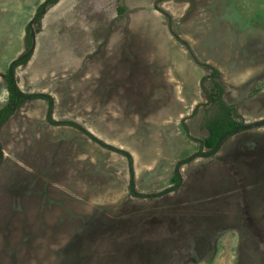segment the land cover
Returning a JSON list of instances; mask_svg holds the SVG:
<instances>
[{
	"label": "rangeland",
	"instance_id": "374dc122",
	"mask_svg": "<svg viewBox=\"0 0 264 264\" xmlns=\"http://www.w3.org/2000/svg\"><path fill=\"white\" fill-rule=\"evenodd\" d=\"M49 1L0 0V264H264V0Z\"/></svg>",
	"mask_w": 264,
	"mask_h": 264
},
{
	"label": "trees",
	"instance_id": "16d2710c",
	"mask_svg": "<svg viewBox=\"0 0 264 264\" xmlns=\"http://www.w3.org/2000/svg\"><path fill=\"white\" fill-rule=\"evenodd\" d=\"M55 1L56 0H50L49 3H54ZM29 57L30 55H25L22 59H20V63L23 64L24 62H26ZM215 73L218 75V72ZM7 79L9 86L8 91L10 95L9 99L11 103L10 106L0 111V124L4 120H6L10 115H12L13 105L19 106L24 101L17 88L14 76L10 74L8 75ZM217 86L219 87V94L217 95V97H214V101L218 104V107L220 109V115L209 124L208 128L210 134L203 143V146L213 149L214 151H217L220 148L223 139L228 137L231 132V134H233L234 132H239L240 129L246 128L241 127V124H238L236 121L233 120V118L231 117L232 108L226 105L223 100V95L225 93L224 87L220 84H217ZM247 127L251 128V126ZM180 179V176L177 174L175 176V181L177 183H180Z\"/></svg>",
	"mask_w": 264,
	"mask_h": 264
},
{
	"label": "crops",
	"instance_id": "0c3cea01",
	"mask_svg": "<svg viewBox=\"0 0 264 264\" xmlns=\"http://www.w3.org/2000/svg\"><path fill=\"white\" fill-rule=\"evenodd\" d=\"M231 148L233 151H228V154L231 155L230 160L235 162L241 157V154H239V151L241 152L244 147H241V146L239 147V145L235 144ZM250 154H252V153H250Z\"/></svg>",
	"mask_w": 264,
	"mask_h": 264
},
{
	"label": "water",
	"instance_id": "95a60500",
	"mask_svg": "<svg viewBox=\"0 0 264 264\" xmlns=\"http://www.w3.org/2000/svg\"><path fill=\"white\" fill-rule=\"evenodd\" d=\"M33 36H34V34H33ZM15 63H17V61H16V62H14V64H15Z\"/></svg>",
	"mask_w": 264,
	"mask_h": 264
},
{
	"label": "flooded vegetation",
	"instance_id": "af4514ba",
	"mask_svg": "<svg viewBox=\"0 0 264 264\" xmlns=\"http://www.w3.org/2000/svg\"><path fill=\"white\" fill-rule=\"evenodd\" d=\"M249 126V125H248ZM251 126V125H250ZM252 127V126H251Z\"/></svg>",
	"mask_w": 264,
	"mask_h": 264
}]
</instances>
